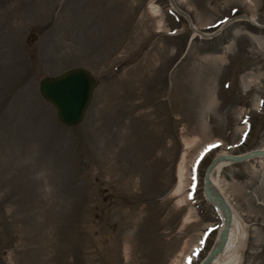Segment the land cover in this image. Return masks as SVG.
<instances>
[{"label": "rangeland", "instance_id": "rangeland-1", "mask_svg": "<svg viewBox=\"0 0 264 264\" xmlns=\"http://www.w3.org/2000/svg\"><path fill=\"white\" fill-rule=\"evenodd\" d=\"M173 1L0 0V264H199L210 250L207 163L264 145V0ZM74 66L97 81L69 126L37 88ZM211 175L243 219L239 264H264V158Z\"/></svg>", "mask_w": 264, "mask_h": 264}, {"label": "water", "instance_id": "water-1", "mask_svg": "<svg viewBox=\"0 0 264 264\" xmlns=\"http://www.w3.org/2000/svg\"><path fill=\"white\" fill-rule=\"evenodd\" d=\"M177 11V10H176ZM177 12L184 14L187 17L192 30L203 35L211 34L199 32L196 26L191 23L189 15L179 9ZM96 77L94 74L83 66L70 67L60 72L58 75H49L39 78L38 92L51 103L57 114V119L65 125H76L82 122L85 116L86 108L91 103V96L93 95V86L96 84ZM264 155V145L257 148H251L247 151H242L237 154L234 153H217L213 156L210 162L207 163L205 171L203 172V196L213 205L221 209L222 222L220 224V232L216 233V238L211 243L210 250L202 257L199 264H210L214 255L219 254L227 242V234L230 230V222H232V207L228 204L226 196L222 194L219 186L213 183L211 172L215 170L217 162L224 160L225 162L246 161L249 158H257Z\"/></svg>", "mask_w": 264, "mask_h": 264}, {"label": "bare ground", "instance_id": "bare-ground-1", "mask_svg": "<svg viewBox=\"0 0 264 264\" xmlns=\"http://www.w3.org/2000/svg\"><path fill=\"white\" fill-rule=\"evenodd\" d=\"M170 4L174 8H177V6H176V4H174L173 0H171ZM150 9L152 10V12H155V13L158 11L157 6L154 5L153 3L150 4ZM240 17L250 19V17L248 15H243ZM250 20H253V19H250ZM190 143L191 142L187 141L185 143V147H189ZM185 153L186 152L183 153L182 158L178 164L177 182L175 184L174 189L171 191V194H170L173 196H177V204L178 205L184 204L189 200L187 197V191L185 189L187 188V185H188V177H187L188 173H189V167L188 166L190 165L189 163L191 162V160L187 157V155ZM257 158L262 159V158H264V155L258 156ZM223 164L226 165V164H228V162H225L224 160L217 162V164H216L217 166H216L215 170H213V171L214 172L219 171V169H221V166ZM210 176L212 177L213 183L216 186H219L217 184V180L215 179V177L212 175H210ZM219 188L221 189L222 187L219 186ZM230 206L232 207V212H231L232 222H230V230H229V233L227 234V237H228L227 242L224 244V246H223L224 248L221 250V252L219 254L214 255L213 260L210 264H239V263H241L242 256H240L241 255L240 253H242V250L244 248L243 243L246 240V236H245L246 229H245V226L243 224L242 217L237 215L236 210L234 209L235 207H233L231 204H230ZM215 207H217V206H215ZM192 210L193 209L191 208V206H189L188 211L183 216V221L189 222V220L191 219L190 218L191 214H193ZM217 210L219 212L218 213L219 216L222 217L221 216L222 215L221 209L217 207ZM220 229H221V227H220ZM220 229H219V232H220ZM188 246H190V245H188Z\"/></svg>", "mask_w": 264, "mask_h": 264}]
</instances>
